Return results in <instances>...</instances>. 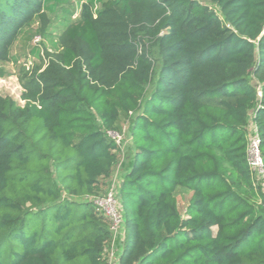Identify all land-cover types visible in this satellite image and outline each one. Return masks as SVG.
Here are the masks:
<instances>
[{
  "label": "trees",
  "instance_id": "trees-1",
  "mask_svg": "<svg viewBox=\"0 0 264 264\" xmlns=\"http://www.w3.org/2000/svg\"><path fill=\"white\" fill-rule=\"evenodd\" d=\"M69 2L0 0V59ZM137 6L156 18L131 23ZM65 33L84 58L65 46L25 107L0 96V264H107L110 220L91 197L106 191L120 148L108 131L124 121L135 152L120 264H264L248 153L253 117L264 160V0H87ZM141 34L154 51H132ZM178 187L192 192L186 215Z\"/></svg>",
  "mask_w": 264,
  "mask_h": 264
},
{
  "label": "rangeland",
  "instance_id": "rangeland-1",
  "mask_svg": "<svg viewBox=\"0 0 264 264\" xmlns=\"http://www.w3.org/2000/svg\"><path fill=\"white\" fill-rule=\"evenodd\" d=\"M86 2L87 0H70L68 4L56 7V11L49 10L48 19L42 26V32H38L41 28V23L37 19L32 23L30 28L23 27L22 31L20 30L17 38L11 44H8L5 51L6 58L4 60L0 59V96L11 97L19 106L25 107L27 103L25 99L26 95L30 94L33 90H40V92L46 90V84L39 80L38 75L44 73L48 76L55 75V71H52V61L56 64L60 62V57L65 46L70 45L74 47L81 59L87 55L86 46L80 42L71 41L65 33L72 20L80 16L82 7ZM62 6L72 11L73 15L63 10ZM156 16L157 13L149 11L146 6H137L134 8V17L131 23L143 20L145 17H150L153 20ZM134 25L132 24V27H135ZM132 37H135V35L132 34ZM138 39L132 51L135 50L136 53H142L144 47L152 46L149 36L141 34L140 36L138 35ZM151 49L154 51L155 47L152 46ZM129 50L123 51L121 54H111L110 57L120 59V62H126L131 55V51ZM0 58H3V56L1 55ZM120 65L118 64V66ZM259 74L250 75L252 83L258 89L262 85V73L260 72ZM32 76L35 78L31 79L33 78ZM156 78L157 76L154 77V81ZM152 90L153 87L149 86L147 96L151 94ZM122 123L126 131L122 144L118 149V160L112 176L108 179L106 191L114 181L117 182V186H120L121 189L122 180L127 171L124 165H128L130 159L133 160L135 152L133 139L128 129V122L124 121ZM175 195L182 214L186 215L192 192L184 187H178ZM216 229L215 227L214 231Z\"/></svg>",
  "mask_w": 264,
  "mask_h": 264
},
{
  "label": "built area",
  "instance_id": "built-area-1",
  "mask_svg": "<svg viewBox=\"0 0 264 264\" xmlns=\"http://www.w3.org/2000/svg\"><path fill=\"white\" fill-rule=\"evenodd\" d=\"M252 118L253 117L250 118L248 125L249 159L257 179L261 180L264 187V160L260 150L261 137ZM125 131L124 127L122 131H108V134L115 140L117 145L121 146ZM91 199L97 205L99 210L110 220L113 240L111 244L105 248L107 264H120V256L123 252L126 235L120 186L118 187L117 182L114 181L105 193L95 195L91 197Z\"/></svg>",
  "mask_w": 264,
  "mask_h": 264
},
{
  "label": "crops",
  "instance_id": "crops-1",
  "mask_svg": "<svg viewBox=\"0 0 264 264\" xmlns=\"http://www.w3.org/2000/svg\"><path fill=\"white\" fill-rule=\"evenodd\" d=\"M130 160H131V159H130ZM130 160L128 161V165H124V168H127L126 170H128ZM112 174H113V173H112Z\"/></svg>",
  "mask_w": 264,
  "mask_h": 264
}]
</instances>
